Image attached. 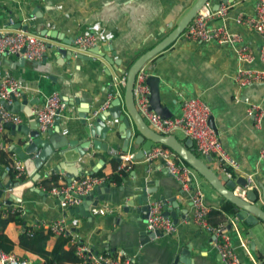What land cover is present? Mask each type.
Wrapping results in <instances>:
<instances>
[{"label":"crops","instance_id":"crops-1","mask_svg":"<svg viewBox=\"0 0 264 264\" xmlns=\"http://www.w3.org/2000/svg\"><path fill=\"white\" fill-rule=\"evenodd\" d=\"M48 1L57 4L50 12L42 13L44 25H40L41 20L37 19L36 14L32 12L35 7L46 9L44 3H38L37 5L28 0H0V30L6 26L8 19L12 18L15 24L27 27V31L30 33L40 35L46 29L51 35H57L60 39L62 37L74 39L80 34L94 33L96 41H99L102 34L105 33V30L99 29L98 26L87 27L90 16L96 12L92 5H95L98 2L97 0ZM196 1L157 0L158 3H156L155 0H146L149 11L154 13L153 16H157V18L151 23V32H148L147 38H145L149 44L147 43L148 45L145 48L136 53L135 59L152 49L166 37ZM217 1L212 0L210 2L209 9L211 11H217ZM256 1L234 0L233 3L227 4L229 9L224 17L215 18L209 24L210 27L224 26L229 32L240 36L243 44L249 48L254 56L250 66L238 61L236 48L233 46L220 45L217 42L198 43L187 41L180 37L161 55L150 60L141 72L145 74L146 84L149 88L151 109L161 117L174 119L180 114V106L183 100L191 97H197L209 106L212 126L219 134L222 145L229 156L238 162L239 169L238 171H232L225 168L215 161L214 157H198L203 159L206 165L220 179L235 181L240 177L247 179L251 176L256 188L254 191L259 198L258 205L264 210V200L259 188L260 185L264 189V160L259 158L261 150L264 149V128H256L246 113L249 103L264 106V82L255 83L240 89L235 84V76L240 68L264 69L259 57L262 46L260 36L236 23L238 15L252 16L254 14ZM123 30L124 28L121 25L118 28V32ZM149 34L153 36L151 41ZM45 38L47 43L46 53L43 57L46 58L44 67L40 65L39 61L30 62L24 59L23 62L22 57L18 56H7L1 59L0 80L7 73L18 79L22 85L20 94L15 98L18 102V105L14 107L16 112H13L22 118V122L19 125H5L2 138L0 139V185L4 186L3 194L0 198L1 205L6 204V201L11 196V189H7L5 185L10 182L21 185L31 181V177L27 173L23 180L18 181L12 180L10 173H5L4 171L5 166L10 165L15 159L18 160L13 153L14 147H22L31 142L25 133L30 132L32 128H37L35 117V120L33 118L30 119L23 111L28 108V103L35 101V105L31 106V111L33 112L34 109L42 106L46 98L54 92L61 94L65 100L67 97L69 101H74L72 105L66 104L67 108L62 113L63 115L61 114V119L57 124L54 123L50 129L52 134L47 135L46 138L48 141L50 139L52 142H57L59 140L58 137H60L57 133L59 128L62 135L75 139L73 133H69V130L79 126L77 111L81 110L79 107L86 108L87 105L82 100L75 103L73 93L78 91L83 93L86 90L98 89L103 86L107 87L101 81L103 80L101 78L103 73L99 69L100 67H96L94 64L83 62L84 65L82 67H75L73 62H68L62 69L60 66H56L55 51L49 50L47 44H59L60 41L57 38L47 37L46 35ZM36 63L39 64L36 65ZM52 72L61 76V78H58L57 84H53L49 79ZM61 84L65 87H62ZM93 92L94 100L92 103H96L99 100L100 92ZM23 96L26 97L28 102L26 106L22 105ZM108 99L112 100L111 95H109ZM94 111L97 110L91 111L90 114ZM144 121L151 128L145 119ZM117 125L114 120L108 119L105 122L106 133L104 139H100V144L106 145L108 152L92 146L85 151L87 156L82 158L78 165H66L63 172L49 177L44 175L56 165V159L50 161L47 166L35 170L33 174V180H36L34 181V188L42 191L43 195H39L31 189L25 190L20 200H14L11 205L6 204L8 207L15 209L16 212L13 215H21L25 227L31 229H38L34 227L48 225L65 218L70 235L83 241L90 249L93 246L102 247L108 245L106 238L115 233H120L122 240L128 239V230L131 225V228L139 227V229H142L143 227L144 230L145 223L143 218L141 217L142 219H140V216H135V213H133V216L124 214L119 204L101 203L97 207V211L105 206H113L114 211L104 215L93 211L94 217L92 218L93 220H90L86 217V211L94 209L90 206V202L83 206L79 212L69 213L68 209L70 207L62 210L57 198L40 189L42 187L40 182L45 179L58 177L60 182H67L65 173L70 167H72L70 173L73 175H77L80 168H82L86 175L90 176V173L96 169L97 172L94 175L101 174L104 179L110 181L111 187L115 189L124 185L123 179L133 173L135 177H130V183L128 184L130 188H133L135 183L138 182V178L145 175L141 162L138 161L136 163V160L130 171L119 175L120 184L115 182L116 173L113 165H118L117 153L121 152L123 142L121 133L117 130ZM16 126H21V129H18V131ZM136 135L138 134L136 133ZM174 136L182 145L188 140L181 132H176ZM95 139L97 140V138ZM157 146L161 145H154L153 148ZM192 149L196 154L194 145H192ZM135 153L136 150L131 148L126 154L134 156ZM60 160L62 161V159ZM150 168L149 179H165L163 172L167 169L163 160L154 161L151 163ZM193 172L195 187L200 190L204 204L210 210L211 223L222 224L225 227L230 245L239 263L263 264V258L259 252V244L249 238L242 237L240 228L235 223L234 214L230 212L229 205L222 198H217L215 191L204 179L195 171ZM168 181H170L168 185L159 187L157 192L150 196L149 199L152 204L157 200L159 201V198L161 199L162 197L159 201L162 215L168 202L165 196L174 197L177 200L178 211L176 212L173 209V217L168 218L173 223L175 220L177 221L176 232L167 236L160 235L154 240V246L147 253V263L166 264L171 257L180 255L183 250H186L192 260H194V264H224L218 251L212 245L211 235L196 227L190 220L192 207L189 193H183L175 179L170 178ZM123 202L124 200L120 204ZM78 206L71 208H77ZM118 219H121L122 228L117 223ZM230 223H233V226L228 229ZM43 230L49 239L57 238L50 236L45 229ZM22 231H25V229ZM123 244L122 241L121 246L115 252L108 251L99 255L110 258H130L122 247ZM132 248L134 254L140 255L141 246ZM60 253L64 259V264H77L73 249L68 241L60 246ZM16 255L26 259L29 264L42 263L40 257L29 252L24 253L19 250V254Z\"/></svg>","mask_w":264,"mask_h":264},{"label":"water","instance_id":"water-1","mask_svg":"<svg viewBox=\"0 0 264 264\" xmlns=\"http://www.w3.org/2000/svg\"><path fill=\"white\" fill-rule=\"evenodd\" d=\"M28 1L36 3L37 5L38 3L45 4L46 9L35 7L32 12L36 14L37 19L41 20L40 25H44L42 13L50 12L57 4L49 2L48 0ZM97 1L95 5H92L96 12L90 16L87 27L93 28L98 26L99 29H104L105 33L102 34L103 37H100L95 46L88 49L87 52L83 53L76 51L73 48L74 39L64 37L60 39L57 35H51L46 29L40 33V36L44 37L46 35L47 37L59 39V44H47L49 50L55 51L56 66H60L62 69L68 62H73L75 67H82V65H84L83 62L86 64H94V66L100 67L99 69L103 73V77H101L103 80L101 81L107 85V87L105 88L103 86L98 89L86 90L83 93H81V91L73 93L75 103L82 100L87 105L86 108L79 107L81 110L77 111L79 126L77 128L70 127L71 130H69V133H73L75 139H70L68 136L62 135L59 128L57 133L60 137H58L59 140L57 142H52L50 139L48 141L46 138L47 135L52 134L51 130H48L45 135H41L37 130L38 126L35 129L32 128L30 132L28 131L25 133L31 142L22 147H14L13 153L18 160L23 163L25 172L31 177V181L30 183L21 185L11 182L5 185L7 189H11V196L6 201V204L11 205L14 200H20L22 193L28 189L41 195L42 191L34 188V181L36 180H33V174L35 170L47 166L50 161L56 159V165L44 175L45 177L63 172L66 165H78L82 158L87 156L85 151L89 150L92 146L93 148L98 147L104 152H108L107 146L100 144V139H104L106 133L105 122L110 119L117 122V130L122 136L123 142L119 154H126L131 148L136 150L133 158L136 160V163L138 161L141 162L145 175L138 178V182L135 183L133 188H130L128 185L130 183L129 178L135 177L133 173L123 179L124 185L118 189L112 188L111 183L99 185L88 195L80 197V205L77 208L68 209V212L77 213L83 206L90 202V206L94 209L86 211V217L87 219L93 220V211H97V207L101 203L108 202L115 205L119 204L124 214L133 216V213H135V216H140V219L143 218L145 229L143 230V227L142 229H139V227L131 228V225L128 230V239L122 240L120 233H115L107 237L106 240L109 243L108 245L91 247L90 250L94 255L104 254L108 251L115 252L119 249L123 241L124 244L122 247L135 263L148 264L146 261L147 253L152 249V246H154V240L162 235L159 232L151 233L146 231L147 217L151 209V201L149 198L157 192L159 187L168 185L170 182L168 179H174L167 170L163 172L165 179H149L148 173H150L151 163H145L143 161L144 155L148 153L154 145H161L169 148L175 153L178 158L204 179L215 191L217 198H222L225 203L229 205L230 212L234 214L235 223L240 228L242 237L249 238L259 244V252L260 256L263 258L262 262L264 264V210L258 205V195L254 190H248L246 192L245 200L234 195L236 187L244 188L246 186L248 182L247 179L243 177L235 181L224 178L220 179L216 173L206 165L204 160L194 153L191 140H187V142L182 145L174 135H159L146 124L135 106L134 85L138 73L150 60L161 55L168 47L173 45L180 38L187 26L193 21L199 10L206 4L210 5L212 0H197L166 37L137 59H135L136 53L149 44L145 38H147L146 35L148 32H151V23L157 18V16H153L154 13L149 11L146 0ZM155 1L158 3L157 0ZM233 2L234 0H218L216 4L217 10L220 5H227ZM121 25L124 30L118 32V28ZM11 28L14 31L20 29L27 31V27H22L20 24H15ZM149 35L151 41L153 36L152 34ZM23 53L24 49L17 56L19 57ZM4 57L7 56L0 55V63L1 59ZM22 60L24 62L23 58ZM39 62L40 65L44 67L46 65V58H43ZM38 64L36 63V65ZM58 78H61V76L58 73L52 72L49 79L53 84H57ZM122 79L125 80L123 89L120 87L119 83ZM61 86L65 87L62 84ZM119 88H121V90ZM93 91L100 92L99 100L96 103H92L94 100ZM59 95L67 105L68 103L70 105L73 104L74 101H69L67 97L65 100L61 94ZM109 95H111L112 100L108 99ZM27 103L26 97L23 96L22 105L26 106ZM106 104H108L107 109L100 110ZM17 105L18 102L14 99V104L6 106V109L12 113L16 112L14 107ZM33 105H35V101L28 103V108L23 110L25 115L30 119H34L31 111V106ZM93 110H99V114L91 118L90 112ZM62 115L59 113L55 117L56 124L61 119ZM209 123L212 126L211 118ZM16 129H21V126H16ZM136 133L138 135H136ZM95 138H97V140ZM60 159H62L63 163ZM117 162H119V158H117ZM71 168L72 167L65 173L67 183H70L74 179L88 176L82 168H80L77 175H73L70 173ZM96 172L97 170L94 169L92 173H90V176H94ZM3 187V185H0V198L3 194ZM259 188L262 192V199L264 200V189L260 185ZM179 189L182 190L180 184ZM120 196L121 198L119 199ZM165 197L168 199V202L166 203L167 206L164 208L163 216L165 218H172V210L175 209L176 212L178 211V203L174 197ZM161 199L159 198V201ZM122 200H124V202L120 204ZM120 221L121 219H118L117 223L122 228V223H120ZM174 224H177L176 220ZM232 226L233 223H230L228 229L232 228ZM136 246H141L142 248L140 255L134 254L133 252L132 247ZM193 261L194 260H192L188 252L183 250L180 255H175L167 260L166 264H194Z\"/></svg>","mask_w":264,"mask_h":264},{"label":"built area","instance_id":"built-area-1","mask_svg":"<svg viewBox=\"0 0 264 264\" xmlns=\"http://www.w3.org/2000/svg\"><path fill=\"white\" fill-rule=\"evenodd\" d=\"M228 5L223 4L217 11H211L206 4L201 8L193 21L182 32L180 37L187 41L198 43L217 42L220 45H229L236 48L238 61L245 65H251L254 59L252 52L246 47L239 35L229 32L224 26L210 27V23L215 18H222L226 15ZM236 23L244 26L248 30L257 33L261 40L260 60L264 66V0H257L254 5L252 16L238 15ZM15 22L12 18L8 19L7 24L0 30V55L17 56L24 49V53L19 57L30 62L41 61L46 53V38L28 31L12 30ZM97 43L94 33L77 35L73 40V48L78 52H87L88 49ZM264 69L254 70L252 68H240L235 76V84L238 89L246 86L263 83ZM120 87L123 89L125 80L122 79ZM121 88H119L121 90ZM22 85L20 81L7 73L0 80V139L7 124L19 125L22 118L6 109L11 106L14 99L20 94ZM119 93V92H118ZM149 88L146 84L145 74L141 71L136 76L134 85V100L138 113L151 128L162 136L174 135L181 132L183 136L191 140L197 156L214 157L221 166L238 171V162L229 156L224 149L217 131L210 125L209 120L211 111L209 106L197 97L183 100L180 106V114L174 119H165L152 111L149 102ZM264 101V97H263ZM108 104L102 109H107ZM67 108L66 103L61 99L59 93L50 94L44 104L33 110L32 114L37 121V130L41 135H45L54 123L55 117L62 114ZM247 116L252 120L256 128H264V106L249 103L246 109ZM99 114L98 110L92 112L91 118ZM133 155L119 154L117 172H128L132 169L135 159ZM260 160H264V149L261 150ZM163 160L167 172L180 184L185 193H189L191 200V222L202 231L211 235L212 245L218 251L224 264H240L233 251L225 227L222 224H213L210 220V210L205 206L200 190L195 187L193 182L194 172L183 163L175 153L164 146H157L149 150L144 155L145 163ZM5 173L15 172V180H23L26 172L20 160H14L10 165L4 167ZM244 188L236 187L234 195L244 199L248 190H254L255 184L251 176L247 178ZM103 176H85L74 179L70 183L60 182L59 186L43 191L59 200L61 209L76 207L80 205V197L88 195L95 187L106 183ZM6 209L4 216L13 215L16 211L12 207ZM114 211L113 206H105L98 209L97 213L104 215ZM42 227L50 236L67 238L68 243L73 249V255L77 264H137L130 258H110L103 255H94L90 248L81 240L73 238L68 230L65 218L54 221L48 225L35 226ZM176 225L161 213L159 201L151 204L149 211L146 231L151 233L159 232L162 235H172L176 232ZM0 264H29L26 259H22L16 254L5 253L0 250ZM256 264V263H255Z\"/></svg>","mask_w":264,"mask_h":264},{"label":"trees","instance_id":"trees-1","mask_svg":"<svg viewBox=\"0 0 264 264\" xmlns=\"http://www.w3.org/2000/svg\"><path fill=\"white\" fill-rule=\"evenodd\" d=\"M117 167L118 165H113L116 173L115 182L116 184H120V178L118 177L126 172H117ZM9 175L12 180H15V172ZM94 176H101V174ZM107 182L110 183L109 180ZM59 184L58 177L45 179L40 182V186L46 190L57 187ZM7 209L9 210L10 207H7ZM5 213L6 209L0 204V250L13 254H19V250H22L24 253L29 252L42 259V263L40 264H64V259L60 253V246L68 241L67 238L57 237L49 239L42 228L31 229L25 227L21 215L4 216ZM23 229H25L24 232L22 231Z\"/></svg>","mask_w":264,"mask_h":264}]
</instances>
